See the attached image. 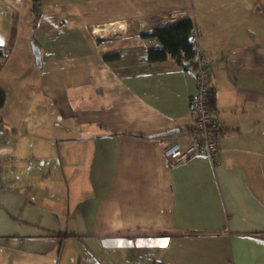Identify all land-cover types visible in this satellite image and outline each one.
I'll list each match as a JSON object with an SVG mask.
<instances>
[{
  "label": "crops",
  "instance_id": "0c3cea01",
  "mask_svg": "<svg viewBox=\"0 0 264 264\" xmlns=\"http://www.w3.org/2000/svg\"><path fill=\"white\" fill-rule=\"evenodd\" d=\"M38 1L0 0V264H264V0ZM179 12L222 131L172 167L197 77L146 33Z\"/></svg>",
  "mask_w": 264,
  "mask_h": 264
},
{
  "label": "built area",
  "instance_id": "2783aa9c",
  "mask_svg": "<svg viewBox=\"0 0 264 264\" xmlns=\"http://www.w3.org/2000/svg\"><path fill=\"white\" fill-rule=\"evenodd\" d=\"M174 18L168 17L166 21L172 23L176 21ZM141 24L144 25L145 21L141 20ZM193 34V40L197 44L194 69L198 87L190 100L191 111L195 114V121L190 127L192 142L187 147H182L179 143L166 146L165 154L172 167L188 160L198 151L206 154L212 162H216L220 152L221 123L210 103L211 61L199 46L197 29Z\"/></svg>",
  "mask_w": 264,
  "mask_h": 264
},
{
  "label": "trees",
  "instance_id": "16d2710c",
  "mask_svg": "<svg viewBox=\"0 0 264 264\" xmlns=\"http://www.w3.org/2000/svg\"><path fill=\"white\" fill-rule=\"evenodd\" d=\"M35 0L36 4L40 3ZM40 6V4H39ZM39 14L40 12H36ZM164 21V20H163ZM156 26L151 33H146L148 36L156 37L162 44L161 47L151 48L148 52V59L151 62H162L171 56L178 65L184 68H195L196 66V42L193 40V32L196 25L192 16H184L175 22H167ZM4 47L0 45V55L3 56ZM117 54L106 55L108 60L117 58ZM5 63V58L0 59V71ZM214 101V92L210 86V103L212 108ZM5 103V93L0 92V107ZM222 131V125H221ZM220 143V141H219ZM160 236L169 235L167 231L159 232Z\"/></svg>",
  "mask_w": 264,
  "mask_h": 264
},
{
  "label": "water",
  "instance_id": "95a60500",
  "mask_svg": "<svg viewBox=\"0 0 264 264\" xmlns=\"http://www.w3.org/2000/svg\"><path fill=\"white\" fill-rule=\"evenodd\" d=\"M32 50H33V54L36 58V62L37 64L40 66L42 64V55H41V51H40V47L37 46L34 42L32 43ZM167 134V133H165Z\"/></svg>",
  "mask_w": 264,
  "mask_h": 264
},
{
  "label": "rangeland",
  "instance_id": "374dc122",
  "mask_svg": "<svg viewBox=\"0 0 264 264\" xmlns=\"http://www.w3.org/2000/svg\"><path fill=\"white\" fill-rule=\"evenodd\" d=\"M181 14H182V12H179V13H176L175 15H171V16H169L170 18L171 17H175L174 19H176V20H179V19H181L182 17H184L185 16V13H183L184 14V16H181ZM187 16V15H186ZM171 20H173V18L171 19ZM175 22V21H174ZM106 28H95V30H94V32H96V33H102V31L103 30H105ZM109 29V28H108ZM106 31H108V30H106ZM194 35V34H193ZM192 125V124H191ZM191 125H190V127H191ZM190 127H189V132H190Z\"/></svg>",
  "mask_w": 264,
  "mask_h": 264
}]
</instances>
